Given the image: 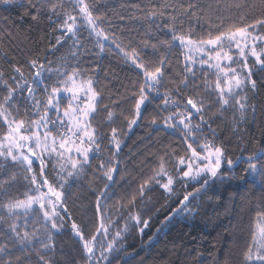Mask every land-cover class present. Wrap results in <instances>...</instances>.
Wrapping results in <instances>:
<instances>
[{
  "label": "snow or ice",
  "instance_id": "6c2138e0",
  "mask_svg": "<svg viewBox=\"0 0 264 264\" xmlns=\"http://www.w3.org/2000/svg\"><path fill=\"white\" fill-rule=\"evenodd\" d=\"M96 3L97 0H0L5 6L24 9L33 20L42 12L50 13L48 19L61 32L57 45L67 38L73 41L74 48L83 47L78 33L86 27L90 35L97 37L96 44L103 52L105 45L101 41L110 37L100 23L102 15L97 14ZM128 7L136 10L129 19L140 21L144 29L141 43L151 48L156 57L141 59L137 48L126 50L115 38L111 39L125 60H130L144 77V83L134 93L131 117L104 103L93 80L83 79L81 69L68 67L67 61L59 67H52L48 61L46 67L33 58L28 62L33 70L29 73L31 79L18 64L11 65L13 74L7 78L0 71V239L5 241L0 243V264H58L56 238L62 233L65 220L71 219L66 201V188L72 187L69 178L79 181L89 169L94 180L104 181L98 193L88 185V190L96 193L94 216L99 218V225L94 234L87 236L84 228L72 221L71 233L80 245L83 264H112V254L119 251L121 231L107 244L103 241L114 223L107 201L112 198L123 163L124 133L114 126L117 115L127 121L130 133L145 119L149 105L157 103L159 108L162 104L160 111L167 114L160 116L162 127L155 117L152 119L155 131H166L170 136L178 133L186 145V155L177 157L176 177L168 172L169 161L165 159L175 155L173 150L159 157L152 176L140 184L141 196L153 181L172 192L175 178H202L200 188L187 193L181 201V209L194 218L198 209L190 206L189 197L196 199L202 190L206 191L210 179L223 182L226 177L221 169L225 162L229 168L233 166L223 144L216 143L212 118L206 114L213 113V107L216 116L232 109L234 132L239 131V124L249 121V116L255 120L257 105L250 102L249 93L255 96L264 88V0H145ZM204 24L208 26L206 36L194 35L197 28L203 31ZM213 28L217 31L213 32ZM177 49L183 56V70L177 73L179 79L173 81L176 87L161 95L160 88L169 78L170 58ZM71 55L76 56V51ZM197 64L203 77L199 82ZM208 69L214 70V81L210 80ZM111 104L119 102L113 100ZM101 116L103 119L98 120ZM105 126L110 134L104 131ZM206 130L211 137L205 135ZM106 138L107 149L103 147ZM50 164L55 173L52 178ZM250 167L255 171L254 164ZM162 177H167L166 182L161 181ZM20 180L27 187L23 199L10 195ZM134 202L135 196L128 201ZM124 207L121 203L116 212ZM257 216L256 230L243 252L242 264H264V211ZM130 218L136 225L143 224L141 233L148 227V221L139 214H130ZM21 219L23 224L18 223ZM29 226L32 231L27 230Z\"/></svg>",
  "mask_w": 264,
  "mask_h": 264
},
{
  "label": "trees",
  "instance_id": "16d2710c",
  "mask_svg": "<svg viewBox=\"0 0 264 264\" xmlns=\"http://www.w3.org/2000/svg\"><path fill=\"white\" fill-rule=\"evenodd\" d=\"M144 2L145 0H97L96 12L102 15L100 23L110 37L108 41H101L105 45L103 52L96 44L97 37L90 35L86 27L81 28L78 33L83 47L74 48L73 41L67 38L62 45H57L56 38L61 32L48 19L50 13L42 12L37 20H33L30 14L25 15L24 9L0 4V71L7 78L13 74L11 65L18 64L23 66L25 74L31 79L29 73L33 70L28 67L31 59L38 58L46 67L49 66L48 61L52 62V67H59L67 61L68 67L78 66L81 69L83 79L93 80L96 89L102 92L104 103L116 107L118 113L122 110L131 117L136 99L134 93L144 83V77L130 60H125L124 54L111 43V39L115 38L126 50L137 48L141 59L156 58L151 48H145L141 43L145 39L141 22L129 19L130 14L136 10L128 5ZM250 2L258 3L259 0ZM207 31L208 26L204 24L203 31L197 28L194 35L206 36ZM212 31L217 29L213 28ZM72 51H76L77 55L72 56ZM170 59L169 78L160 88L161 95L166 89L176 87L173 81L179 79L177 73L183 70V56L179 49ZM195 69L199 82L203 79L200 67ZM207 71L210 80L214 81L215 77L211 75L213 71ZM2 93L3 87L0 85V96ZM150 95L154 96L155 93ZM249 96L250 102L257 105L256 118L252 120L249 116L247 123L239 124L237 132L233 131L232 109L223 116H216L213 107V113L206 114L212 118L216 143L223 144L225 154L233 161V166L229 168L225 162L222 172L226 178L223 182L210 179V186L206 191L202 190L196 199L189 197L190 206L198 209L194 218L187 212L183 217L185 212L181 209V201L187 193H195L202 180L176 183L170 194L155 187L156 183L153 181L147 186L143 196L139 192L140 184L152 176L153 170L158 166L160 156L175 150V155L165 156L169 161L167 169H174L177 157L186 155V145L181 143L182 137L178 133L172 136L166 131L157 133L151 123L155 117L157 123L163 126L160 116L167 114L160 111L163 105L159 108L157 103L149 105L145 119L139 121L130 133L127 131V121L117 115L114 126L124 133V146L121 153V173L116 177L112 198L107 201L111 219L120 217L119 222L122 223L123 220L126 222L131 219L130 214H139L142 220L148 221V227L143 233L139 230L143 224L130 228L117 246L119 251L112 254V264H224L225 261L227 264H242L243 252L256 230L259 219L257 213L264 211V177L261 176L264 173V88L258 95L249 93ZM156 99L159 101V97ZM113 100H117L119 104L112 105ZM99 119H103V116ZM236 119H239L238 114ZM104 131L110 134L106 126ZM205 135L211 137V132L206 130ZM107 146L106 138L103 147L107 149ZM95 163L98 161L94 162V166ZM252 164L257 166L255 180L251 179L249 170ZM48 171L49 177H54L51 164ZM69 183L72 187L66 188V201L71 219L65 220V229L56 238L55 259L58 264H83L80 245L75 242L71 233V222L80 224L87 236L96 232L99 225V218L94 216L96 193L89 191L88 185L91 184L98 193L103 189L104 181L102 178L94 180L92 170L89 169L86 177H81L79 181L69 180ZM26 190V183L20 180L10 195L24 198ZM133 196L135 202L129 204L128 201ZM121 203L126 207L117 213L116 208ZM178 209L181 211L177 212ZM27 230L32 231V227L29 226ZM4 242L0 239V243Z\"/></svg>",
  "mask_w": 264,
  "mask_h": 264
},
{
  "label": "rangeland",
  "instance_id": "374dc122",
  "mask_svg": "<svg viewBox=\"0 0 264 264\" xmlns=\"http://www.w3.org/2000/svg\"><path fill=\"white\" fill-rule=\"evenodd\" d=\"M197 58H199L198 56H197ZM195 67H200L199 66V64H197V65H195ZM205 68H206V66H205ZM211 70V69H210ZM211 71H214V70H211ZM195 163H199V162H194V164ZM176 168H177V165H176V167L174 168V169H167L168 170V172L169 173H171L174 177H176ZM225 168V163H224V165L222 166V169H221V171H223V169ZM250 175H251V179H256V175H257V166H255V171H253L252 169H251V167H250ZM69 180H73L72 178H69ZM166 180H167V177H162L161 178V181L162 182H166ZM200 180H202V178L201 179H199V180H197V181H193V180H187V181H185V180H181V179H179V178H175L174 179V183H173V185H172V189L175 187V184L176 183H180V182H182V183H190V182H198V181H200ZM159 187V188H161L163 191H165L162 187H160V185L159 184H155V187ZM173 191V190H172ZM166 192V191H165ZM167 194H170V193H172V192H166ZM19 198H21V199H23V197H19ZM25 198V197H24ZM186 215V212L185 213H183V217ZM29 219H31V218H29ZM122 219V218H121ZM119 220H120V217H118V218H116V219H114L113 221H114V223H112L111 225H110V228H109V234H108V238L107 239H105L103 242L105 243V244H107L108 242H109V240L115 235V233L117 232V231H121V238L120 239H118L117 240V246L123 241V239H124V237L126 236V234L128 233V231L130 230V228L132 227V226H134V225H136V223H135V221L134 220H132V219H129V220H127L126 222H125V220H123V222L121 223V222H119ZM18 223H20V224H23L24 223V221L21 219L20 221H18ZM105 223L107 224V218H105ZM121 223V225H119ZM127 224V231H124V228H125V225ZM65 229V228H64ZM102 264H103V262H102Z\"/></svg>",
  "mask_w": 264,
  "mask_h": 264
}]
</instances>
